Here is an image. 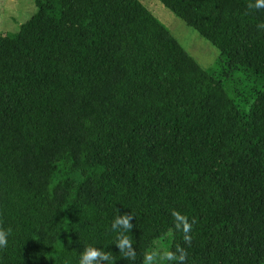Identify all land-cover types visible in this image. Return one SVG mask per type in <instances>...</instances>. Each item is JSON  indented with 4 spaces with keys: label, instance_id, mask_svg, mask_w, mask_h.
<instances>
[{
    "label": "trees",
    "instance_id": "obj_1",
    "mask_svg": "<svg viewBox=\"0 0 264 264\" xmlns=\"http://www.w3.org/2000/svg\"><path fill=\"white\" fill-rule=\"evenodd\" d=\"M160 1L222 69L141 0H35L1 37L0 264H264V8Z\"/></svg>",
    "mask_w": 264,
    "mask_h": 264
},
{
    "label": "rangeland",
    "instance_id": "obj_2",
    "mask_svg": "<svg viewBox=\"0 0 264 264\" xmlns=\"http://www.w3.org/2000/svg\"><path fill=\"white\" fill-rule=\"evenodd\" d=\"M141 2L171 31L204 69L215 71L222 69L221 52L175 16L160 0H141ZM36 12L35 0H0V39L6 34L18 33ZM233 78L239 79V75ZM231 80L224 77L223 83L230 96L239 104L236 95L239 94V83L235 84Z\"/></svg>",
    "mask_w": 264,
    "mask_h": 264
},
{
    "label": "clouds",
    "instance_id": "obj_3",
    "mask_svg": "<svg viewBox=\"0 0 264 264\" xmlns=\"http://www.w3.org/2000/svg\"><path fill=\"white\" fill-rule=\"evenodd\" d=\"M251 7V5H250ZM256 8H264V0H256V4H255ZM126 225L128 223V218H125V220L123 221ZM8 243V233L4 232V231H0V248L6 246ZM126 243V241H119V245L121 248L124 247V244ZM101 255V253H99L98 251H96L94 248H89L87 253L85 254V256L83 257V260L80 261V264H93L95 258ZM108 258V257H105Z\"/></svg>",
    "mask_w": 264,
    "mask_h": 264
}]
</instances>
